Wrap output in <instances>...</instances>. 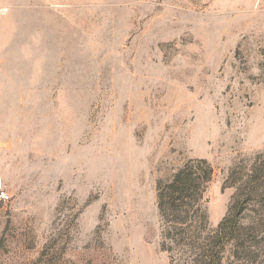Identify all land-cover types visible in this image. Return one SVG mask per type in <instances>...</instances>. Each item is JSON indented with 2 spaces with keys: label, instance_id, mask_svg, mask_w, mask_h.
Returning a JSON list of instances; mask_svg holds the SVG:
<instances>
[{
  "label": "rangeland",
  "instance_id": "rangeland-1",
  "mask_svg": "<svg viewBox=\"0 0 264 264\" xmlns=\"http://www.w3.org/2000/svg\"><path fill=\"white\" fill-rule=\"evenodd\" d=\"M200 159L183 253L158 188ZM216 251L264 264V0H0V264Z\"/></svg>",
  "mask_w": 264,
  "mask_h": 264
},
{
  "label": "trees",
  "instance_id": "trees-1",
  "mask_svg": "<svg viewBox=\"0 0 264 264\" xmlns=\"http://www.w3.org/2000/svg\"><path fill=\"white\" fill-rule=\"evenodd\" d=\"M214 168L206 160H194L180 168L173 177L158 188V207L160 214L168 223L167 233L172 236L179 245L187 247L183 253L193 252V244L187 239L192 234L193 220L199 211L197 205L203 198L209 183L212 180ZM227 217L219 227L217 237L223 238L226 234ZM221 252L216 251L209 262L205 264H221ZM204 264V262H203Z\"/></svg>",
  "mask_w": 264,
  "mask_h": 264
},
{
  "label": "built area",
  "instance_id": "built-area-1",
  "mask_svg": "<svg viewBox=\"0 0 264 264\" xmlns=\"http://www.w3.org/2000/svg\"><path fill=\"white\" fill-rule=\"evenodd\" d=\"M1 197L7 199V198H9V195H7V194H5V193L3 192V193L1 194Z\"/></svg>",
  "mask_w": 264,
  "mask_h": 264
}]
</instances>
